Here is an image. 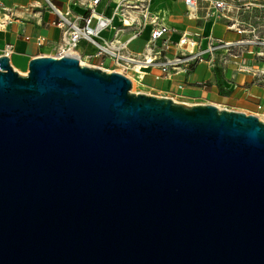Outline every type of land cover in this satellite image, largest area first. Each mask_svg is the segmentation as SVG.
<instances>
[{"label":"water","instance_id":"1","mask_svg":"<svg viewBox=\"0 0 264 264\" xmlns=\"http://www.w3.org/2000/svg\"><path fill=\"white\" fill-rule=\"evenodd\" d=\"M0 56V264H264V121Z\"/></svg>","mask_w":264,"mask_h":264},{"label":"built area","instance_id":"2","mask_svg":"<svg viewBox=\"0 0 264 264\" xmlns=\"http://www.w3.org/2000/svg\"><path fill=\"white\" fill-rule=\"evenodd\" d=\"M102 1L83 0L85 13L81 15L72 14L71 10L61 12L51 0H43L44 7L57 17L53 25L61 30L60 44L52 57L71 55L82 65L125 76L131 81L132 87L146 71L157 70L167 77L187 74L197 64L213 65L215 55L221 56L222 65L226 59L238 61L245 54H253V51L258 59L264 61V0H183L189 16L195 18L199 12H203L206 20L223 18L227 21V28L238 35L234 41L208 37L204 47L197 39L198 35L193 38L186 33L179 34L178 41L171 43L168 35L177 31L160 24L151 15V0H118L110 16L98 12ZM3 25L5 23L0 21V26ZM148 26L152 29L144 50L139 53L132 51L130 44L140 38ZM110 31V37L103 35ZM125 33H128L127 37L121 39ZM43 42L42 38L35 39L38 46H42ZM80 43L91 47L93 54L80 53ZM172 46L177 53L169 57L167 51ZM12 52V46L6 45L2 55L9 57ZM96 59L99 62L92 63ZM239 70L252 73L245 67ZM253 75L264 83V70ZM255 116L264 121L259 115Z\"/></svg>","mask_w":264,"mask_h":264},{"label":"crops","instance_id":"3","mask_svg":"<svg viewBox=\"0 0 264 264\" xmlns=\"http://www.w3.org/2000/svg\"><path fill=\"white\" fill-rule=\"evenodd\" d=\"M118 0H103L98 12L110 16ZM61 11L71 10L72 14H84L83 0H51ZM149 12L158 22L177 33L168 35L175 43L179 34L186 33L198 40L204 47L206 39L213 37L223 41H234L238 35L227 28L223 18L204 19V13L197 17L189 16L183 0H151ZM8 18V19H7ZM7 20V21H6ZM57 20L54 13L44 7L43 0H0V56L6 45L12 46L9 61L13 69L25 74L29 61L38 56H54L61 40V30L53 25ZM117 24L118 21L116 20ZM152 27H146L140 38L130 44L134 52H142ZM111 32H105L110 37ZM128 33L122 35L125 39ZM29 37V40L25 38ZM36 38L44 40L42 46L35 43ZM78 51L91 55L94 50L84 43L78 45ZM177 50L174 46L167 51L169 57ZM226 58V55H223ZM220 55L213 57V65L200 63L187 74L164 76L157 70L146 71L138 81V91L156 97H169L186 104H212L219 108L230 109L264 119V83L253 73L264 70V61L253 54H245L238 61L226 59L220 63ZM223 58V57H222ZM99 60H92L97 64ZM249 68L252 73L241 72V67Z\"/></svg>","mask_w":264,"mask_h":264},{"label":"rangeland","instance_id":"4","mask_svg":"<svg viewBox=\"0 0 264 264\" xmlns=\"http://www.w3.org/2000/svg\"><path fill=\"white\" fill-rule=\"evenodd\" d=\"M27 73V72H26ZM25 73V74H26ZM133 89V90H132ZM132 89H131V91L133 92V93H137L138 92V87H137V84L135 83L134 84V86L132 87Z\"/></svg>","mask_w":264,"mask_h":264},{"label":"bare ground","instance_id":"5","mask_svg":"<svg viewBox=\"0 0 264 264\" xmlns=\"http://www.w3.org/2000/svg\"><path fill=\"white\" fill-rule=\"evenodd\" d=\"M133 90V89H132Z\"/></svg>","mask_w":264,"mask_h":264}]
</instances>
